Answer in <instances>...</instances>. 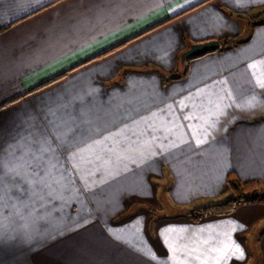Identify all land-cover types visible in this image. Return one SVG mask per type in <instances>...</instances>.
I'll return each instance as SVG.
<instances>
[{"label": "crops", "instance_id": "1", "mask_svg": "<svg viewBox=\"0 0 264 264\" xmlns=\"http://www.w3.org/2000/svg\"><path fill=\"white\" fill-rule=\"evenodd\" d=\"M20 95L0 264H264V203L169 213L227 199L229 172L264 187V0H0V105Z\"/></svg>", "mask_w": 264, "mask_h": 264}, {"label": "trees", "instance_id": "2", "mask_svg": "<svg viewBox=\"0 0 264 264\" xmlns=\"http://www.w3.org/2000/svg\"><path fill=\"white\" fill-rule=\"evenodd\" d=\"M187 60L188 59L182 62L179 56L176 68L172 72L165 74L163 81L166 83L170 80L182 78L187 71ZM69 70H66L58 75H55L47 79L46 81L41 82L40 84L36 85L34 88L30 89L28 92L40 89L56 80L61 79L69 72ZM20 97L21 95L9 100L8 102H5L4 104L0 105V108L14 102ZM227 180L230 191V195L227 199L221 202H214L194 208L191 212L187 213L186 216L193 220H199L202 217L208 215H228L232 213L236 209V207L241 204L257 203V202L264 203V187H262V184L259 180L248 179V180L240 181L234 172H229L227 174Z\"/></svg>", "mask_w": 264, "mask_h": 264}, {"label": "water", "instance_id": "3", "mask_svg": "<svg viewBox=\"0 0 264 264\" xmlns=\"http://www.w3.org/2000/svg\"><path fill=\"white\" fill-rule=\"evenodd\" d=\"M220 47L219 40H208L203 42L191 43L187 49H185L181 55V61L184 62L186 59L203 54L208 51L215 50Z\"/></svg>", "mask_w": 264, "mask_h": 264}, {"label": "rangeland", "instance_id": "4", "mask_svg": "<svg viewBox=\"0 0 264 264\" xmlns=\"http://www.w3.org/2000/svg\"><path fill=\"white\" fill-rule=\"evenodd\" d=\"M221 202V201H220ZM210 204V203H209ZM207 205V204H206ZM200 207V206H199ZM197 208V207H195ZM194 208L192 209H189V210H178V209H169V213L170 214H174V215H185L189 212H191ZM168 212V211H167ZM133 256H134V253H119V255H111L110 257V264H133ZM78 259V258H77ZM77 261L74 262V264H76ZM84 259H79L78 260V263L77 264H84Z\"/></svg>", "mask_w": 264, "mask_h": 264}]
</instances>
